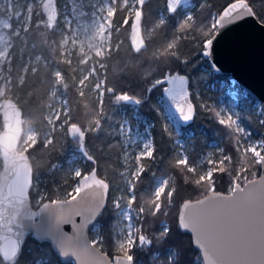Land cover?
Masks as SVG:
<instances>
[{
  "label": "snow or ice",
  "instance_id": "6c2138e0",
  "mask_svg": "<svg viewBox=\"0 0 264 264\" xmlns=\"http://www.w3.org/2000/svg\"><path fill=\"white\" fill-rule=\"evenodd\" d=\"M36 0H25L20 10H16L19 0H7V9H0V12H6L9 20L0 21V24L7 30V37L0 36V43L4 44L0 50V108L12 109L11 115L7 111L3 113V133H0V144L3 146V171L0 172V206L7 205L3 211H0V221L7 233H13L16 239L9 241L7 245L0 246V264H19L21 254V238L25 230H35L38 238L44 239L51 237L56 248L62 256L75 257V261L83 264L85 255L90 253V249L103 244V237H97L90 242L87 240L71 242L72 238L67 237L60 230V224L69 223L75 225L74 216H82L84 213L80 210H73L67 206L77 200L83 190L102 188L105 192L109 185L103 179L95 178V169L91 175L92 183L88 182L89 174L83 172L80 168H75L72 174L77 178V184L69 194L70 200L51 199L38 193L39 199L36 203L40 206L42 220L33 221L37 214L28 210L29 204L28 192L26 189L33 184V167L28 163L30 149L35 150L38 145L48 149L55 142V134L59 130L62 134L74 141L81 150L84 158L95 163L96 158L88 150L86 139L91 133H97L102 128V120L107 119L104 110V94L111 96L112 102L116 105L144 103L143 94H132L128 91L118 90L122 74L136 76L147 79L152 76L151 72H140L136 66L116 67L110 65L114 54L119 52V43L112 42L113 32H119V27L114 23V17L117 15V0H105L98 12L97 17L94 12L91 23V34L87 36V44L81 41L79 33L72 28L71 21L66 20L63 30L59 33L62 37L59 41L52 40L51 47L59 50V59L53 57L50 67L47 61H43L42 55H32L36 45L30 42L31 28L33 27V11ZM43 4L44 12H37L35 15L39 18L35 24L37 29L43 28L47 33L57 31V15L48 12L51 0H40ZM146 0H122L119 10H134V19L136 23L132 24L134 29L144 16V6ZM183 0H165L164 11L171 18L179 14V9ZM190 11V10H189ZM45 13L46 18H45ZM83 15V13H81ZM15 18L17 24L9 21ZM261 19L264 18V12L257 13L250 0H235L230 3L213 22L208 25V31L202 33L203 39H200L203 52L202 55L209 57L216 35L227 25L246 18ZM194 17L187 13L179 21L174 38L158 50L153 55L157 58L179 59L177 52L178 41L186 39L187 33L191 30ZM129 23V17L123 18V24ZM166 17L161 16L154 28H160L165 25ZM85 28V31H88ZM44 35V34H42ZM18 40L21 48L19 55H14ZM48 46L46 40L42 41ZM147 48L143 39L133 41V50L136 55L142 54ZM87 49V50H86ZM27 50V51H26ZM73 53L79 57L78 69L72 68ZM15 61V62H14ZM91 62V63H90ZM187 63V61H185ZM43 64V67H41ZM61 65L65 67H61ZM86 66V67H84ZM213 70L216 65L212 64ZM47 69L45 77L41 81L48 84V89L53 97L57 96V91L63 89L65 93L69 89V83H66V76L71 72L79 73L77 82L76 75H72V83L76 89L78 97H86V90L97 94L94 106L88 109L87 122H81L74 114L70 101L68 99L57 102L60 107L48 105L46 113L43 115V122L49 131L45 132L43 137L32 128L24 129L25 123L22 119V110L12 97L22 89L32 77ZM111 72L112 83L109 87L108 73ZM103 72V78L101 73ZM163 75V74H162ZM187 78L179 73H169L163 75V78H157L151 81V87L144 89V92L151 93L153 89L164 83L171 84L172 87L164 88L169 102L175 104L176 111L183 121H190L193 118V105L187 104L185 111L184 104L180 101L187 100V92L184 85ZM216 115L221 117L219 123L229 128L235 133V150L244 157L243 164L236 170L233 176L232 185L229 189V195L224 196L215 190L214 176L216 173H224L227 168L225 163H231L232 157L224 155V150L219 149L222 158L218 161L209 159L207 163L213 165L207 171H198L193 166L187 155L178 154L174 163L171 165L181 173L194 175V180L186 182L195 183L203 187L208 193L202 199L196 201H185L181 207L178 217L177 230L190 231L194 234V244L201 251L204 264H264V177L259 181L248 180L245 175L255 166L264 168V141H254L251 143H242V136H248L245 128L240 126L238 117L233 118L232 114L222 117L220 112ZM264 124V121H260ZM121 135H125L126 123L119 124ZM141 139V146L134 155L135 167L126 171L124 195L112 202L117 210V215L123 221L119 229V238L116 240V255L108 261V264H138L137 250L147 251L156 246L163 248L164 252L159 251L153 254V259L157 264H184L182 248L180 243H173V230L161 222L158 233L149 234L145 225L149 219L156 221L161 215H166L165 206L171 204L177 188L171 183V177H156L154 186L149 185L151 191L147 198L138 196V191L142 186L145 175L149 172V164L145 161H155L156 148L153 140ZM135 144L136 140L125 141V143ZM127 158V155H126ZM55 168V165H52ZM23 173V176H22ZM253 175H255L253 173ZM243 183V186H242ZM15 186L16 191L12 188ZM5 188L8 189L5 193ZM45 199L48 200L45 203ZM134 205H136L134 207ZM107 207L106 197L100 199L93 207L88 208L89 219L85 223H91L102 215ZM7 213V215H5ZM15 225V232L13 229ZM74 261V264H75ZM37 264H40L38 261Z\"/></svg>",
  "mask_w": 264,
  "mask_h": 264
},
{
  "label": "trees",
  "instance_id": "16d2710c",
  "mask_svg": "<svg viewBox=\"0 0 264 264\" xmlns=\"http://www.w3.org/2000/svg\"><path fill=\"white\" fill-rule=\"evenodd\" d=\"M231 1L232 0H192V3L195 4V8H198V10L195 14L194 21L190 22L192 28L187 33L188 38H182L178 41L177 52L179 59L172 58L166 60L164 57L157 58L153 54L157 53L158 50H162L163 46H166V43L174 38L177 25L183 18L182 6L179 9V14L168 18L169 14L164 11L165 0H146L144 16L139 24V32L141 30L140 28H142L144 38L141 36V33L140 36L147 45V48L143 50L140 55L134 53L133 45L129 37L131 31H129L130 18L127 25L123 24V14L117 13L113 18L115 25L119 27L120 30L119 32H113L114 39L112 42L115 43L119 40L118 43L120 47L119 52L114 54L110 61V65L121 68L136 66L140 72L152 73V76L147 79L128 76L126 73L122 74L123 78L119 85H117L118 90L144 95V103L139 106L136 105V108L139 114L150 120L151 136L156 148L155 161H145V163L149 164V172L143 178L142 186L137 194L140 196L143 194V191L147 193L151 191L148 186L154 184L153 174H155V176L159 174L171 176V183L177 188V193L172 200L174 201V205L169 208L171 214V218L169 219L171 222H174V225L171 224L170 228L173 230V243L176 242L181 245L184 264L202 263L200 260L196 259L200 257V254L199 251L194 248L190 234L177 230L178 208L184 199L197 198L207 192L195 185V183L186 182V180H193L194 175L181 173L171 166L175 160L173 157L176 156L173 145L174 140L180 134L178 132L176 133L174 128L169 125L162 113L159 103L167 83L157 86L151 93L144 92V89L151 87V81L157 78L162 79L163 75L169 73L187 75L188 92L195 107L191 121L186 124H180L179 126L181 134L186 136L187 156L193 166L199 167L197 165L198 160L208 151H214L215 149L211 141H218L222 145L224 153L232 157V162L229 163L230 165H228V162L225 163L224 167L227 168V171L219 173L221 176L215 181V190L227 192L231 187L230 184L233 176L236 175V170L240 168L242 164L236 167V170H234V168L230 169V167L236 165L237 161L241 158V154L235 150L234 133L218 122L220 118L215 113L213 102L218 99L219 92L211 89L209 83L212 82L218 86L220 81L223 78H227L229 75L226 73H214L212 71L208 60L202 56V45L199 41L203 39L202 33L208 31V25L211 24V14H219L222 8ZM250 2L258 14L264 12V0H250ZM24 3L25 0H19L16 10H20V7L23 6ZM41 12L43 11L41 10ZM162 15L166 17L165 25L160 28H154V25ZM38 19L36 15H33V27L30 30L31 35L29 39L31 43L36 45V48L31 54L33 56L42 55L43 61H47L49 66L52 67L54 66L52 64L53 57L59 59V50L51 47V42L52 40L59 41L62 38L59 35L62 31V25L58 21L57 31L55 33H47L45 29H37L35 27ZM259 20L264 22V18ZM13 24L16 25L17 21L15 20ZM44 40L48 42V46L42 43ZM13 42L16 44L14 55L18 56L21 45L18 40H14ZM185 61H187V63H185ZM41 67H43V64H41ZM61 67L65 66L61 65ZM79 67L80 65L77 58L73 56L72 68L78 69ZM205 69H207L208 72ZM46 71L47 69L41 71L38 76L32 77L28 83L13 96L18 105L22 108L23 117L25 118L24 126L26 123L33 124L41 137H43L47 129L43 122V115L46 113L48 105L57 106V97L68 99L78 120L85 123L89 118L87 114L88 109L85 108V104L89 105V108H91L94 106L97 98L94 92H89L87 90L85 98L80 99L78 97L71 76L76 75L78 82L80 78L79 73L78 71L71 72V70H69V74L66 76L65 81L69 83V89L66 93L63 89H59L57 91V96L53 97L48 89V84L41 82L45 77ZM103 75L102 72L101 77H103ZM108 80V86H114L111 82L112 76L110 71L108 73ZM235 85L238 86L236 83ZM238 90L241 91L240 86H238ZM247 96L250 97L248 93ZM103 99L107 119L102 120V128L99 132L89 134L86 139L88 150L96 158V162L93 163L84 158L76 143L57 130L55 142L48 149H44L42 145H38L35 150H29L28 155L33 166V184L29 194L33 206H37L36 200L38 198V193H42L44 197H50L51 199L68 197L77 184V178L72 174L73 170L68 163V159L72 156L73 152L81 153L84 159L83 164H81V170L86 173L92 166H96L98 174L109 182L107 207L97 220L100 225L101 237H103V244L98 245V247L112 256L116 254L115 246L117 240V233H115L116 209H114L112 204L115 193L113 185L119 180V170L121 168L119 159L118 126L124 114L130 120L133 119L132 112L134 107L132 104H114L111 96L107 93L104 94ZM251 118V127L257 132V136H260L264 140V124L260 123V121H264V114L262 118L259 119L255 113H251ZM0 127H2L1 121ZM188 132H190V134L186 135ZM52 165L56 167L53 168ZM1 167L2 163L0 161V169ZM259 172L260 166H255L251 168L250 171L246 172L245 175L247 179H250L256 177ZM253 173L255 175H253ZM135 206L136 205H134V207ZM169 206L166 205L165 209H168ZM162 216L163 215L156 221L149 219L148 223L144 226L149 234L158 233L160 229L159 221ZM89 236L91 239L93 238L91 229L89 230ZM158 251L163 254L164 249H158L156 246H153L147 251L137 250L138 263L156 264L157 261L153 259V254ZM38 261L40 264H73L70 262H61L48 241H40L28 235L22 245L19 264H37Z\"/></svg>",
  "mask_w": 264,
  "mask_h": 264
},
{
  "label": "rangeland",
  "instance_id": "374dc122",
  "mask_svg": "<svg viewBox=\"0 0 264 264\" xmlns=\"http://www.w3.org/2000/svg\"><path fill=\"white\" fill-rule=\"evenodd\" d=\"M104 3H105V0H51L53 13L57 15L58 21L62 25V30L64 28L65 21L66 20L71 21L72 28L76 32L79 33L80 40L84 41L85 44H87V42H88L87 36L91 34V28H90L91 23H92L93 19H95L99 15H101V13L98 12V9ZM121 4H122V0H117V4H116V7L118 8L117 13H121V14H123L124 17L127 16L130 18V29H129V31H130L132 21L134 19V10L126 9V10L121 11V10H119L121 7ZM7 7H8L7 0H0V9H7ZM182 8H183V16L185 14L189 13L195 19V14H196L198 8H195L194 3L191 2L190 4L182 6ZM41 10L44 12L43 4L40 2V0H36V2L34 4L33 15H35V13H37V12H41ZM94 12L97 13V17L93 16ZM81 13H83V15H81ZM217 16H218V14H216V13L211 14L210 23H212L213 18H215ZM4 20H9V16L7 15L6 12H0V21H4ZM14 21H15V18L13 17L9 22L13 24ZM15 26L16 25L13 24V27H15ZM85 28H88L89 30L85 31ZM140 29H141L140 30L141 36L143 37V30H142V28H140ZM129 31H128V33H129ZM8 34H9V30L5 29L3 27V25L0 24V36L7 37ZM113 39L114 38L112 36V40ZM118 42H119V40H117L115 43H118ZM3 47H4V44L0 43V50H2ZM73 56L75 58H77V60L79 62L78 55L76 53H73ZM205 70L208 72L207 69H205ZM101 78H103V77H101ZM209 86H211V89L217 90L219 92L218 93L219 94L218 99L213 102V105H214L213 108L215 109V113L220 112L222 117H225V118L229 114H232L234 119H236L238 117L239 118L238 122H239L240 126L245 128L246 132L249 133L248 136H242V138H241L242 143L247 144V143H251L254 141H264L260 136H257V132L254 131L253 128L251 127V120H252L251 113H255L259 119H261L263 114H264V108L262 106V102L259 100L253 99L251 97H248L247 91L242 89V88H241V91H239L238 86L235 85V82L233 81V79L230 76H228L227 78H223L220 81L218 86H216V84L212 83V82L209 83ZM95 95L97 96L96 93H95ZM59 99L63 100L65 98L59 97ZM56 100H57V98H56ZM188 100L193 104L190 96L188 97ZM159 103L161 105L162 113L165 116V118L167 119V122L169 123V125L172 126V128H174V131L176 133L178 132L180 134L174 140L173 145L175 148L176 156H174L173 159L177 158L178 154L187 155V153H186L187 140H186V136L181 134V130L179 127L180 123H178V121L176 119V112L177 111L174 109L175 106L172 105L168 100H166L164 98V96H162ZM132 105L134 107V110L132 112L133 119L130 120L124 114V116L120 122V123H126V125H127L125 135H121L119 128H118V131H119V159L121 162V168L119 170V180H117L113 185L114 190H115L113 201L116 199H119L121 196H123L125 194L124 188H125L126 177L123 174L126 173V171H128V170L134 169V167H135L134 155L140 149V146H141V139L140 138L152 140L151 130H150L151 129L150 120L147 117H145V116H143L137 112L136 105H134V104H132ZM193 106H194V104H193ZM56 107H60V104L58 103ZM219 118H221V117H219ZM28 128H32L35 131H37L35 126L31 123H26V125L24 126L25 130H27ZM1 129H2V127H0V131H1ZM47 131H49V129H46L45 132H47ZM45 132H44V134H45ZM189 134H190V132H188L186 135H189ZM234 137H235V133H234ZM126 140L127 141L136 140V143L135 144H132L130 142L125 143ZM211 144L215 147V149H214V151L213 150L208 151L203 157H201L198 160V162H197V165L199 166V167H197L198 171H207L208 168L213 166V165H209L207 163V160L212 159V160L218 161L219 159L222 158L220 152L218 151L219 149H223L222 145L216 140H212ZM223 154L226 155L225 153H223ZM126 155H127V158H126ZM243 160H244V157L241 154L240 160L237 161V163L234 167H230V169L234 168V170H236V167L240 166L241 164H242L241 167H245V165L243 164ZM83 162H84V159H83L81 153L73 152L72 156L68 159V163L71 166L72 170H74L75 168L81 169V164H83ZM228 165H230V164L228 163ZM89 171H90V169H89ZM89 171H87L86 173H88ZM219 176H221V175L219 173H216L214 176V180L217 181ZM156 177L168 178L171 176L166 175V174H159ZM195 178L196 177L194 176L193 180ZM155 182L156 181L154 180V184H155ZM154 184L152 186H154ZM231 185H232V182H231L230 186ZM200 188L204 189L203 187H200ZM227 192H229V190ZM39 194L42 195V193H39ZM147 195H148V193L146 191H143V194H141L140 196H144L147 198ZM203 195H205V194H203ZM37 199H39V196ZM173 205H174V201H172L171 204H168V206H169L168 209L164 210L165 213L167 212V215H163L161 217V220L159 221V225L161 224V222L166 223L169 227L171 226V224L174 225V222L173 221L171 222L169 219V218H171L169 208ZM115 217H116V227H115L116 232L115 233H117V239H118L119 238V229L123 225V221L119 219V217L117 215V210L115 212ZM99 227H100L99 222H96L91 227V231L93 233V238L91 240L95 239L97 237V235L101 236ZM196 259L200 260V262H201L200 257L199 258L197 257ZM138 264H145V263H138ZM156 264H157V262H156Z\"/></svg>",
  "mask_w": 264,
  "mask_h": 264
},
{
  "label": "water",
  "instance_id": "95a60500",
  "mask_svg": "<svg viewBox=\"0 0 264 264\" xmlns=\"http://www.w3.org/2000/svg\"><path fill=\"white\" fill-rule=\"evenodd\" d=\"M192 0H183V4L181 6L190 4ZM235 0H232L231 2L227 3L219 14H222L223 10L230 4L234 3ZM48 12L53 13L52 5H50ZM45 13V17H46ZM218 14V15H219ZM136 23L135 19H133L132 24ZM139 24L137 25V28L134 29L131 25V31H130V40L133 45V41H139L141 39L140 32H139ZM203 52V48L201 50V53ZM210 64L216 65V70L212 71L214 73H226L228 74L233 81L240 86L242 89L246 90L249 96L253 99L259 100L262 102V106L264 108V22L259 19L254 18H246L243 20H238L235 23L227 25L225 28L221 29L219 33L216 35V39L213 42L212 49H211V55L209 57H205ZM187 78V75L181 74ZM188 78L187 82L184 85V89L187 92V100L186 101H180L184 104L185 111H187V104L191 103L188 100ZM172 87L171 84H168L165 86V88ZM163 96L166 100L167 95L163 91ZM14 102H16L15 98L12 97ZM192 104V103H191ZM193 105V104H192ZM19 106V105H18ZM21 108V106H19ZM193 109L195 111V108L193 106ZM22 110V108H21ZM7 111L9 115H11L12 109H0V121L2 124V129L0 133H3V113ZM193 111V115H194ZM23 113V112H22ZM22 119H24L22 115ZM176 119L178 123L180 124H186L189 121H183L182 118L179 117V113L176 112ZM191 121V120H190ZM24 127V125H23ZM28 155V153L26 154ZM3 160V146L0 144V161L2 163ZM28 163L32 166V162L29 158ZM33 167V166H32ZM93 169H95V178L96 179H103L105 183L109 185V182L101 177L97 172V167L93 166L89 174L88 182L92 183L93 177L91 175ZM3 171V163L2 167L0 169V172ZM23 176V173H22ZM261 177H264V168L260 167V172L256 177L250 178L248 180H256L259 181ZM243 186V183H242ZM31 188V187H30ZM30 188L26 189V191L30 192ZM8 189L5 188V193H7ZM12 191L15 192L16 188L13 186ZM108 190L105 192L102 188H93L91 190H83L79 197H77V200L75 202H72L67 207L71 208L73 210H80L84 214L82 216H74L73 219L75 221V225L80 226L76 227L73 224L69 223H62L60 224V230L63 234H65L67 237L72 238L71 242L76 241H91V238L89 236V230L91 227L97 222L98 217L96 220L92 221L91 223H85L88 219V208L93 207L96 202H98L100 199L106 197V202L108 198ZM216 192L223 194L224 196H228L229 192H222L219 190H216ZM208 194V193H207ZM205 194V195H207ZM205 195H202L198 198L190 199L186 198L184 199L178 209L177 213V224H178V217L181 211V207L184 204L185 201H196L199 199H202ZM29 204L27 205V208L29 211L36 213L37 215L33 217V221L40 222L42 220V213L40 206H33L30 199V194L28 196ZM58 200H70V196L66 198H58ZM45 203L48 202L46 199L44 201ZM8 207L6 204L0 206V211H3L4 208ZM7 215V213H5ZM13 229L15 232V225H13ZM187 232L191 236V241L196 250L197 247L194 244V234H192L190 231H183ZM28 235L33 236L37 240H45L48 241L53 250L58 255L61 262H70L74 264L75 257L72 256H62L60 254V251L56 248L55 242L51 237L40 239L37 237L35 230H25L23 237L21 238V249L22 245ZM16 239L15 235L13 233H7L3 227V222L0 221V246L7 245L10 240ZM199 251L200 258L202 257L201 251ZM114 255H109L105 251L101 250L99 247H95L90 249V253L85 255L83 264H108V261H110ZM202 264H204L203 259L201 258ZM75 264H81L80 261H75Z\"/></svg>",
  "mask_w": 264,
  "mask_h": 264
},
{
  "label": "flooded vegetation",
  "instance_id": "af4514ba",
  "mask_svg": "<svg viewBox=\"0 0 264 264\" xmlns=\"http://www.w3.org/2000/svg\"><path fill=\"white\" fill-rule=\"evenodd\" d=\"M171 103V102H170ZM172 105H174L175 106V104H173V103H171ZM175 110H176V108H174Z\"/></svg>",
  "mask_w": 264,
  "mask_h": 264
},
{
  "label": "bare ground",
  "instance_id": "6f19581e",
  "mask_svg": "<svg viewBox=\"0 0 264 264\" xmlns=\"http://www.w3.org/2000/svg\"><path fill=\"white\" fill-rule=\"evenodd\" d=\"M188 96H189V92H188Z\"/></svg>",
  "mask_w": 264,
  "mask_h": 264
}]
</instances>
